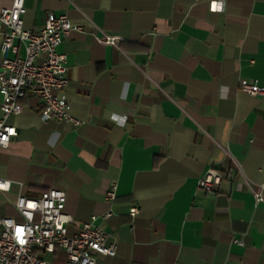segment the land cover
Wrapping results in <instances>:
<instances>
[{"label": "crops", "instance_id": "obj_1", "mask_svg": "<svg viewBox=\"0 0 264 264\" xmlns=\"http://www.w3.org/2000/svg\"><path fill=\"white\" fill-rule=\"evenodd\" d=\"M220 2L25 0L26 28H42L49 12L72 20L58 47L70 85L55 93L80 124L42 119V101L28 94L9 118L18 135L0 147V176L12 180L0 215L21 220L20 194L57 186L71 234L94 217L116 243L115 256L96 253L100 263L264 264V95L239 88L264 86V0H223L214 11ZM212 166L228 176L209 193L198 181Z\"/></svg>", "mask_w": 264, "mask_h": 264}, {"label": "built area", "instance_id": "obj_2", "mask_svg": "<svg viewBox=\"0 0 264 264\" xmlns=\"http://www.w3.org/2000/svg\"><path fill=\"white\" fill-rule=\"evenodd\" d=\"M26 12L25 0H14L10 7H0L1 148L8 147L18 135L17 127L9 118L22 112L23 100L29 93L42 101V119L80 124L68 111L67 97L55 93L70 85L68 57L58 47L74 28L72 20L67 13L49 12L42 28L31 29L24 26ZM104 42L116 45L118 37L105 35ZM9 51L13 57L7 55ZM239 88L254 96L264 95V86L257 81L243 80ZM227 176V171L212 166L200 176L198 188L214 193ZM11 186V179L0 176V191H8ZM117 187L116 182L111 183L106 193L108 201L116 199ZM256 193L258 200H262L261 193ZM67 200L66 190L57 186L37 197L20 194L16 207L22 219L0 215V264H103L96 253L115 256L116 243L108 242L110 233L95 224L94 217L85 221L78 232H69L74 219L66 212ZM137 213V207L131 208L132 215ZM111 215L112 212L107 213ZM60 250L66 253L65 259L58 256ZM210 264L232 263L224 260Z\"/></svg>", "mask_w": 264, "mask_h": 264}, {"label": "clouds", "instance_id": "obj_3", "mask_svg": "<svg viewBox=\"0 0 264 264\" xmlns=\"http://www.w3.org/2000/svg\"><path fill=\"white\" fill-rule=\"evenodd\" d=\"M213 10L214 11H220V10H223V0H221V2L219 4H215L213 5ZM112 119L114 121H117L118 123L120 124H123L124 123V120L126 119L125 117H119V116H116V115H113L112 116Z\"/></svg>", "mask_w": 264, "mask_h": 264}]
</instances>
